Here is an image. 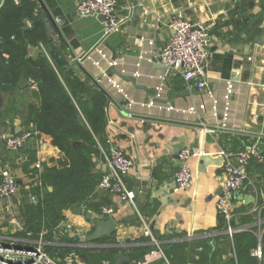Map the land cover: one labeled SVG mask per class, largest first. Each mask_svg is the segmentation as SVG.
I'll return each instance as SVG.
<instances>
[{
    "label": "crops",
    "instance_id": "1",
    "mask_svg": "<svg viewBox=\"0 0 264 264\" xmlns=\"http://www.w3.org/2000/svg\"><path fill=\"white\" fill-rule=\"evenodd\" d=\"M42 2L70 48H64L65 58L82 81L92 85L91 78L98 80L101 72L114 69L119 73L110 76L119 85L120 93L108 84L106 77L98 80L107 95L105 140L97 142V153L89 154L90 174L100 177L106 169L100 147L121 148L133 161L125 180L136 198L131 204L96 185L87 197L76 199L61 210L62 218L56 224L59 228L53 236L48 237L44 228L34 236L25 231V215L30 212L27 207L36 201L31 189L40 185L39 175L45 167L68 165L65 153L53 146L50 136L36 130L37 137L27 144L28 149L1 154L13 170L18 191L5 199V204L0 200V213L23 212L24 222L15 226L14 220L7 225L0 221V243L34 249L42 242L46 252V247L53 249L57 257H51L59 263L75 253L73 264H93V258L101 255L102 250L115 246L118 249L112 259L102 262L124 264L137 246L151 245L147 253L156 249L143 235L148 228L159 248L166 246L168 257L164 261L151 254L150 264H256L250 252L259 244L264 250V161L251 158L244 168L246 178L238 194L252 200L245 203L231 199L233 226L240 229L230 237L215 208L224 182L222 161L202 165L200 170L198 159L206 155L216 160L222 158V152L235 154L252 145L264 158V0H117V15L122 24L107 36L102 35L100 15L76 14L78 0ZM175 12L196 24L209 20L215 23L209 35L207 85L202 97L179 75L164 73L156 59L171 34L167 20ZM60 17L65 19L64 23ZM52 41L57 42L53 36ZM48 52V46L42 44L28 46V55L34 59L48 57ZM27 80L26 88L16 87L6 94L9 109L1 119L4 133L35 130L29 108L38 106L40 99L36 82ZM227 82L233 84L228 99ZM31 84L36 89L30 88ZM207 91L217 100L214 111L210 110L212 99ZM149 100L174 108L204 100L209 109L200 118H193L147 107ZM175 147L194 152L189 161L192 184L187 191L173 190L179 165ZM36 163L39 169L34 167ZM47 190L52 187L47 186ZM101 206L113 209L109 216L116 223L115 230L102 241L88 243L85 238L93 230L94 221L104 217L99 214ZM73 246L85 249L78 254L70 248Z\"/></svg>",
    "mask_w": 264,
    "mask_h": 264
},
{
    "label": "trees",
    "instance_id": "2",
    "mask_svg": "<svg viewBox=\"0 0 264 264\" xmlns=\"http://www.w3.org/2000/svg\"><path fill=\"white\" fill-rule=\"evenodd\" d=\"M44 19L37 0H2L0 89L3 94L11 92L22 76L36 82L40 102L29 108V118L35 124V130L50 136L53 146L67 157L68 165L45 167L39 175L40 185L31 189L36 201L27 207L30 212L25 215V231H31L34 236L44 228L51 237L62 218L61 210L74 200L87 197L98 184L100 177L90 174L89 154L97 153V142L104 143L105 140L107 95L94 84L82 81L71 69L63 53L65 47L52 41ZM27 21L30 25L26 24ZM39 44L48 46V57L41 55L34 59L28 55V46ZM77 141L80 144L74 146ZM47 186L52 190L48 191ZM70 248L78 254L85 249L79 246ZM150 248L149 244L137 246L129 259H141ZM160 248L168 259L166 246L163 244ZM46 249L50 256L57 257L53 249ZM117 249L111 246L102 250L101 255L93 258V264L112 259ZM58 253L64 255L63 250Z\"/></svg>",
    "mask_w": 264,
    "mask_h": 264
},
{
    "label": "built area",
    "instance_id": "3",
    "mask_svg": "<svg viewBox=\"0 0 264 264\" xmlns=\"http://www.w3.org/2000/svg\"><path fill=\"white\" fill-rule=\"evenodd\" d=\"M13 1L17 2V0ZM116 5L117 0H81L77 3L75 12L79 17L94 14L102 16V35L107 36L122 24V20L117 15ZM26 24L30 25L29 21ZM167 24L171 29V34L156 59L164 68V73L179 75L187 85L195 88L202 97L207 85L206 65L209 56V35L215 23L213 20H209L196 24L186 19L180 12H175L168 18ZM147 60L152 61L150 57ZM106 74V72H101L98 80L103 81L106 77L108 84L120 93L119 85L111 80V76ZM30 88L36 89V85L31 84ZM232 92L233 84L227 82L225 85V98H230ZM206 94L212 99L210 110L214 111L217 100L208 91ZM146 106L156 107L167 112L174 111L186 114L193 118H200L209 109L204 100L196 104H189L185 108L159 105L156 100H149L146 102ZM37 134L36 130H25L17 134L2 133L0 135V148L12 153L18 152L25 145L35 140ZM100 150L106 169L101 173L97 187L118 196L123 201L134 204L136 193L127 185L125 180L132 168V159L121 148L114 145H110L107 149L100 147ZM191 156L190 150L186 148L178 152L179 165L173 178V190L175 192L187 191L191 188L192 173L189 164ZM251 158H255L259 162L264 161L255 145L235 154L222 152L224 182L216 198L215 208L222 216L225 232L230 237L240 229L233 226L234 213L231 209V197L238 194L242 189L246 178L244 168ZM34 167L39 169V163H36ZM17 191L18 184L13 170L0 156V200L13 197ZM31 199L34 198L31 197ZM112 212L113 209L110 206H101L99 210L101 216H109ZM57 227L59 228V226ZM143 235L152 244L156 245V249L150 253H145L139 260L130 259L127 264H150L151 254L157 255L166 261L164 253L148 228L145 229ZM41 244L42 242H38V246L34 249L17 247L12 244L7 247L0 244V264H73L75 253H70L63 258V263H59L45 250H42ZM250 255L255 258L256 264H264V250L260 244L251 250ZM27 261L29 262L27 263ZM102 264H106V261H103Z\"/></svg>",
    "mask_w": 264,
    "mask_h": 264
},
{
    "label": "water",
    "instance_id": "4",
    "mask_svg": "<svg viewBox=\"0 0 264 264\" xmlns=\"http://www.w3.org/2000/svg\"><path fill=\"white\" fill-rule=\"evenodd\" d=\"M38 3L40 4V6L42 7V9L45 11V14H46V18L44 19L45 23H46V27H47V30L50 34V38L55 37V39L57 40V43L58 45H63L68 51H70V48L68 47V44L67 42L65 41L63 35L61 34L59 28L57 27V25H55L51 15L47 12V10L45 9L44 5H43V2L42 0H37ZM81 0H78V2H80ZM2 8V2L0 3V10ZM137 11V8L135 7L134 8V13H136ZM101 19H103L102 16H100ZM61 20L62 23L65 22V19L63 17H60L59 18ZM77 39L78 41H80V44L81 46L83 47L84 50H87V48L85 47V45L81 42V39L79 36H77ZM78 67L80 69L83 70V68L81 67V65L78 63L77 60H75ZM110 73H114V74H117L119 76V73L117 71H115L114 69H111L110 72H108V76H110L111 74ZM0 75H1V68H0ZM91 80L93 81V83L100 89L103 90V88L100 86V84L98 83V80H95L93 78H91ZM28 86V80L25 78V77H20L18 83H17V88L19 89H24ZM104 91V90H103ZM109 100H111V97L108 96ZM4 106V94L3 92L1 91L0 89V111L2 110ZM2 128L3 126L0 124V133L2 132ZM17 133V131L15 132ZM79 144V142H74V146H77ZM29 148V145H26L24 146L23 148H21L22 150H25V149H28ZM178 151H179V148L178 147H175L174 148V152L176 153V157L178 158ZM5 152V149L3 148H0V155L3 154ZM193 151H190V154L193 155ZM222 161V158L220 157L219 159H216V160H212L210 157L206 156V155H201L198 159V162H199V166L198 168L200 170H202V165H205V164H220ZM232 199L234 198H238V199H241L243 200L245 203H249V201H251V197H248V196H244V195H239V194H235V195H232L231 197ZM3 204H5L6 200L5 199H2L1 200ZM115 227H116V223L114 221V219L110 216H104L100 219H96L93 223V230L86 236L85 240L90 243V242H95V241H99L100 239L102 238H105V237H109L110 235L113 234L114 230H115ZM0 244H3L4 246H7L9 247L10 244L8 243H0ZM42 250H45V248H42ZM29 261H27L28 263ZM163 264H167V262H163Z\"/></svg>",
    "mask_w": 264,
    "mask_h": 264
},
{
    "label": "rangeland",
    "instance_id": "5",
    "mask_svg": "<svg viewBox=\"0 0 264 264\" xmlns=\"http://www.w3.org/2000/svg\"><path fill=\"white\" fill-rule=\"evenodd\" d=\"M2 0H0L1 2ZM9 109L8 105L6 104V94H4V106L2 108V110L0 111V123H1V119H2V115L5 114L7 112V110ZM2 124V123H1ZM4 133V127L2 128V132L0 133V135ZM23 212H19L17 211L16 213L13 211H10L8 213H0V221L2 224H10L12 220H14V225H19L21 226V224L24 222L23 217H21L23 214ZM6 214V215H5ZM6 224V225H7ZM3 226V225H1ZM57 230V229H56ZM46 234V233H45Z\"/></svg>",
    "mask_w": 264,
    "mask_h": 264
}]
</instances>
